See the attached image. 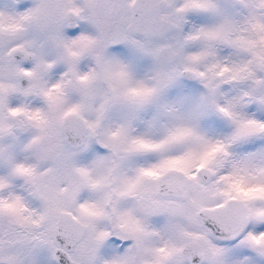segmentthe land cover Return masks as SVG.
<instances>
[{"label": "snow or ice", "instance_id": "obj_1", "mask_svg": "<svg viewBox=\"0 0 264 264\" xmlns=\"http://www.w3.org/2000/svg\"><path fill=\"white\" fill-rule=\"evenodd\" d=\"M0 264H264V0H0Z\"/></svg>", "mask_w": 264, "mask_h": 264}]
</instances>
